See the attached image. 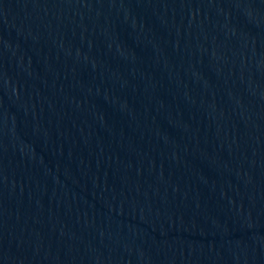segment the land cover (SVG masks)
I'll list each match as a JSON object with an SVG mask.
<instances>
[{
    "label": "water",
    "instance_id": "95a60500",
    "mask_svg": "<svg viewBox=\"0 0 264 264\" xmlns=\"http://www.w3.org/2000/svg\"><path fill=\"white\" fill-rule=\"evenodd\" d=\"M0 101L264 262V0H0Z\"/></svg>",
    "mask_w": 264,
    "mask_h": 264
}]
</instances>
